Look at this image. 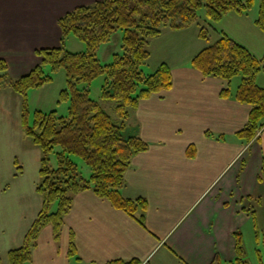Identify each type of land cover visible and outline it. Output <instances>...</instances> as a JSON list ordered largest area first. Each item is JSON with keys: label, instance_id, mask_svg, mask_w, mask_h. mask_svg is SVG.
Wrapping results in <instances>:
<instances>
[{"label": "crops", "instance_id": "0c3cea01", "mask_svg": "<svg viewBox=\"0 0 264 264\" xmlns=\"http://www.w3.org/2000/svg\"><path fill=\"white\" fill-rule=\"evenodd\" d=\"M95 1L0 0V57L8 63V75L18 77L27 68L15 71L6 49L27 50L12 58L19 62L31 56L26 64L35 63L37 49L58 46L57 19ZM188 27H166L151 39ZM195 34L193 46L199 44V32ZM149 50L148 59L153 54ZM196 53L186 63L158 62L156 67L162 62L170 66L172 86L140 99L125 122L126 134H136L148 144L132 156L121 188L125 197L147 200L145 227L92 190H82L72 197L59 239L54 240L51 225L44 226L25 264H107L114 260L212 264L216 256L220 264H229L234 259L233 233H242L252 221L243 199L264 196V184L257 180L264 159V126L249 141L236 135L247 122L250 105L234 98L238 85L231 89V81V96L222 97L227 82L193 68L190 62ZM256 82L264 86L258 78ZM12 94L16 92L10 86H3L0 105L16 101ZM190 145L193 156L187 154ZM7 188L4 180L0 194L9 193ZM34 192L37 196L31 191L33 198L14 222L6 217L9 205L0 203V216L5 215L0 231L5 233L7 251L22 245L41 207V196L35 188ZM71 233L76 258L68 255ZM4 264H9L7 255Z\"/></svg>", "mask_w": 264, "mask_h": 264}, {"label": "trees", "instance_id": "16d2710c", "mask_svg": "<svg viewBox=\"0 0 264 264\" xmlns=\"http://www.w3.org/2000/svg\"><path fill=\"white\" fill-rule=\"evenodd\" d=\"M252 5L253 0H98L80 5L57 19L61 44L37 49L35 53L40 60L26 73L11 77L7 61L0 57V89L8 85L21 96L22 128L41 150L36 192L42 204L22 245L7 251L9 264H25L31 260L38 234L44 226L51 225L54 240L59 239L72 197L82 190H92L145 227L147 200L125 197L121 188L132 156L148 148L140 136L124 132L126 119L140 99L172 86L171 68L167 63H160L149 74L142 70L150 56L149 40L159 36L166 27L181 29L197 23L198 9L202 6L208 19L217 22L228 11L242 13ZM255 24L264 32V0L259 2ZM118 29L122 30L121 50L113 53L109 63L102 64L96 50ZM70 33L85 43L84 50L65 49L64 39ZM199 34L207 38L203 28ZM190 64L204 76L219 77L227 82L220 92L222 97L231 96L230 81L240 76L234 98L249 104L250 111L246 124L236 135L246 141L253 138L264 126V86L256 83V75L264 71V55L258 59L247 47L223 32L219 39L200 49ZM45 65L53 72L60 68L65 72L66 87L60 91V98L68 99V113L62 116L56 110H35L30 123L28 91L51 80L43 70ZM100 75L105 76L101 96L114 100L116 120L90 96V84ZM55 147H59L55 151L56 165L51 166L50 155ZM187 154L193 156V145L188 147ZM72 156L79 157L90 168L88 177L79 171ZM257 180L264 184V159ZM243 200V208L253 220L255 211L247 204L250 197ZM52 205L56 206L54 210ZM233 236L235 257L229 264H249L245 259L241 231L236 230ZM68 255L77 257L73 233ZM107 264L140 263L138 260H114ZM212 264H220L217 256Z\"/></svg>", "mask_w": 264, "mask_h": 264}, {"label": "rangeland", "instance_id": "374dc122", "mask_svg": "<svg viewBox=\"0 0 264 264\" xmlns=\"http://www.w3.org/2000/svg\"><path fill=\"white\" fill-rule=\"evenodd\" d=\"M259 2L260 0H253L252 7L242 13L228 11L217 22H211L207 17L205 7H200L197 23L189 25L188 29L180 31V33L172 32L160 38L150 39L152 41L150 45L148 44V48L153 49V54L141 67L142 70L146 74L152 73L157 63L165 61V59L172 63L183 61L186 63L192 53L198 52L201 48L219 39L223 32L247 47L258 59L262 58L264 55V32L255 24ZM200 28L204 29L207 38L205 39L199 34V44L193 46L192 41L197 40L195 32H199ZM121 37L122 30L118 29L111 33L106 42L99 45L96 53L102 64L109 63L113 53L120 52ZM60 44L61 42L58 45ZM64 47L71 52H77L84 50L86 45L73 33H70L64 39ZM22 52L27 54V50H18L14 47L5 50L8 59L12 60L11 67L15 71L27 68L26 73L36 62H39L40 58L36 54V62L31 65L26 64V60L31 56L16 62L12 58L14 53L22 54ZM43 70L45 74L51 76V80L41 87L31 88L28 91V121L30 123L33 121L35 110L43 112L56 110V113L62 116H66L68 113V99L60 98V91L66 87L64 70L60 68L53 72L49 65H45ZM256 78H258L259 83L264 85V71H260ZM104 79L105 76L100 75L91 82L90 96L99 101L112 119L116 120L114 100L101 96ZM239 82L240 76L233 77L231 89L235 90ZM4 87L8 88V85H4ZM6 90L9 91V89ZM11 97L15 98L16 101L10 100V104L0 105V184L6 180L9 192L0 194V203L6 202L9 205L10 209H8L9 212L6 217L8 221L14 222L18 220L20 213L27 207L25 203L28 204L33 198L32 193L37 196L34 194V188L36 190V185L40 181L41 150L33 143L31 137L24 133L22 128L20 95L16 93L12 94ZM58 150L59 147H55L54 152L50 155L49 164L51 166L56 165L55 151ZM72 159L78 164L79 171L88 177L91 172L90 168L79 157L72 156ZM15 173L18 176H14ZM251 200L247 204H249L248 208L255 211V218L247 223L242 230L246 252L245 259L249 264H264V196L258 200L256 198ZM55 207L52 205V210ZM4 217L5 215L0 216V223ZM2 237H5V233L0 231V264H4L8 246L7 241Z\"/></svg>", "mask_w": 264, "mask_h": 264}]
</instances>
